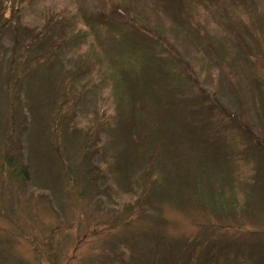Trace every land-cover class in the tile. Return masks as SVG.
<instances>
[{"label": "rangeland", "instance_id": "obj_1", "mask_svg": "<svg viewBox=\"0 0 264 264\" xmlns=\"http://www.w3.org/2000/svg\"><path fill=\"white\" fill-rule=\"evenodd\" d=\"M0 264H264V0H0Z\"/></svg>", "mask_w": 264, "mask_h": 264}, {"label": "trees", "instance_id": "obj_2", "mask_svg": "<svg viewBox=\"0 0 264 264\" xmlns=\"http://www.w3.org/2000/svg\"><path fill=\"white\" fill-rule=\"evenodd\" d=\"M98 16L100 17V14H98ZM153 55H154L153 53L148 54V51L144 52V56L149 57V59H147L149 63L154 62V63L158 64L159 65L158 69H160V68L161 69L163 68L162 70L166 69L167 66H168L166 64V62L162 61V60L161 61L156 60ZM165 64L167 66H164ZM130 67H133V66L131 64L128 65V66H124L119 71L120 72V80H118V83L120 84V88H121L120 90L122 91L121 94L122 93H126V95H129V97H132V98L135 97L136 98V100H135L136 104H142V105H143V102H140V101H142L146 97H148L150 100L152 99V97L156 98V97L153 96L154 93H151L150 95H148V93H149L148 90H150V88H151V86L149 84V81H148V77L147 76L145 78L142 77L143 74L137 73L138 71L134 70L133 68L129 69ZM163 80H164V85L163 84L162 85H163V90L165 92V90L170 89L172 87V82H170V81H168V80H166L164 78H163ZM158 88H159V86H158ZM152 92H154V89H153ZM132 98L130 100H132ZM166 100H167V98H166ZM164 102H166V101H164ZM164 102L160 101L158 104H160V106H161ZM127 103H129V102H127ZM165 105H163L162 108H164ZM142 115L143 114H140V117H142ZM180 125H181V128H180V133L181 134H182V132H185V131H187L188 134L190 133V129L187 130L184 125H182V124H180ZM143 139H144V135L143 136H138V140L137 139L133 140V142H134L133 144L135 145L136 150H141L142 149V147H143ZM6 162L8 164L13 163L11 161L10 157L6 160ZM8 171H10V174L13 175V172H14L13 167H10V169ZM215 175L217 176V174H215ZM220 198H222V196H219V194H217V199H220ZM216 202H218V200Z\"/></svg>", "mask_w": 264, "mask_h": 264}]
</instances>
